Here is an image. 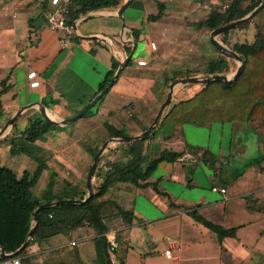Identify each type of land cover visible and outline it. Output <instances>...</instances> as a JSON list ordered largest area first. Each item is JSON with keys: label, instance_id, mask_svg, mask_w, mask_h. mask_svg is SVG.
Returning a JSON list of instances; mask_svg holds the SVG:
<instances>
[{"label": "crops", "instance_id": "1", "mask_svg": "<svg viewBox=\"0 0 264 264\" xmlns=\"http://www.w3.org/2000/svg\"><path fill=\"white\" fill-rule=\"evenodd\" d=\"M163 1L164 14L158 20L146 18L157 10L155 0H132L122 12L123 19L116 14L119 6L96 9L75 19L73 32L67 33L61 28H50L46 18V12L62 0H0V81L5 80L7 86L0 96V126L20 106L31 102L35 103L19 113L28 121L40 115L37 104H42L53 117L72 115L99 91V85L113 71V62L118 66L129 55L130 62L126 61L115 82L91 110L68 126L49 129L34 140L38 144L35 152L44 150L49 131L65 137L63 144L70 147L69 152H83L101 145L115 130L123 134L144 130L166 96V76L179 70L167 66L188 64L181 61L187 55L180 47H164V37L172 24L165 21L170 8L168 0ZM132 28L139 29L138 39L134 38ZM178 38L177 35L172 40ZM126 45L131 46L129 53ZM195 89L191 85L175 86L164 112ZM164 112L148 141L153 154L164 148L184 153L174 161H160L148 177L147 186L124 195L134 214L131 224L120 231L118 247L125 264H264V121L160 123ZM19 115L13 121L15 124L0 136L3 152L18 154L17 147L3 138L20 133ZM245 127L257 130L262 137L250 143L239 142L237 135ZM71 133L76 136V148L70 143ZM16 140L23 144L20 137ZM112 147L110 143L103 151L99 165ZM203 149L218 157L217 175L198 159ZM18 157L23 159L22 155ZM240 162L242 167L233 168V164ZM0 163L11 167L17 175L26 169L18 174L12 163ZM37 167L38 164L34 171ZM67 181L76 190L85 189V182L79 178ZM45 184L35 180L31 188L39 195ZM212 186L225 187L226 191L212 190ZM190 212L222 228H234L235 234L219 238L214 228L196 220ZM79 240L84 250L89 247L93 252L87 238ZM169 242L173 245L172 255L167 257L164 249Z\"/></svg>", "mask_w": 264, "mask_h": 264}, {"label": "trees", "instance_id": "2", "mask_svg": "<svg viewBox=\"0 0 264 264\" xmlns=\"http://www.w3.org/2000/svg\"><path fill=\"white\" fill-rule=\"evenodd\" d=\"M221 2L222 0H211L210 9L206 15L196 20L194 25L213 29L245 15L258 5L260 0H230L225 8L221 6ZM121 3L122 0H69L63 12L64 22L66 25L73 24L75 19L89 11L106 7L116 8ZM155 3L157 10L148 13L147 20H158L164 14L165 2L155 0ZM250 24L254 29L252 40L234 41L231 44L228 42L226 36L230 30ZM132 31L134 38L138 39L139 29L132 28ZM220 37L243 58L244 63L240 73L229 83H224L221 79L198 83L199 86L191 94L178 99L168 107L160 123L264 121V5L246 21L221 33ZM74 38L79 37L74 35ZM125 49L129 53L131 46L126 45ZM229 58L231 57L218 53L208 60L204 72H227L232 64ZM129 62L130 59L127 64ZM116 67L117 62H113V71L110 72L107 80L99 85V90L107 85ZM182 76H189L187 69L173 71L170 79L174 80ZM0 85L1 96L7 88L5 80H1ZM79 109L76 108L74 113ZM90 110L91 108L80 117L85 116ZM1 111L0 98V113ZM59 127L37 115L29 119L28 124L20 130L19 134L4 136L3 140L16 146L19 151L36 157L16 139L20 137L34 141L42 137L49 129ZM122 134L121 130L113 132V135ZM153 134L154 129L143 138L120 142L110 148V154L105 156L104 161L100 165L97 164L94 169L93 175L96 180L93 182L92 195L84 202L58 203L39 209L37 211L38 223L25 246L17 253L13 252L24 242L33 225L32 211L38 204L59 198H82L85 189L76 190L74 185L67 180H64L60 186H56V173L51 171L45 187L37 195L31 187L37 180L38 173L46 167L45 162L39 159L35 173L24 169L20 175H17L11 167L0 163V246L8 253L7 256L21 255V264H74L73 259L69 261L59 258L48 262L45 256L41 258V255L38 257L29 254L28 246L37 240L44 248L43 255L48 253L47 251L59 249L62 252L67 249L79 264H84L81 257L82 240L79 239L87 238L86 241L90 243L93 251V264H125L124 254L120 253L118 247L121 240L120 231L122 227L131 224L134 214L133 208L128 207L124 195L134 194L138 187L147 186L150 183L148 177L160 161H174L184 153V150L164 148L156 155L153 154L152 146L148 142ZM99 146L91 149L92 156ZM187 147L192 149L189 145ZM117 151L120 155L112 158L111 155ZM198 159L204 161L212 169L213 175H217L220 162L215 154L203 149ZM153 186L158 191L155 183ZM116 190H122L123 195H116ZM190 213L196 220L214 228L219 238L235 234L234 228H222L196 212ZM110 229L114 230V241L117 243V247L112 251L109 249L110 243L107 237ZM74 234L79 237L71 238L72 240L77 239L71 244L68 238L74 237ZM57 235L60 237L53 239ZM59 241L61 244L57 246ZM111 252L115 257L113 261L110 259ZM2 258L0 256V259Z\"/></svg>", "mask_w": 264, "mask_h": 264}, {"label": "rangeland", "instance_id": "3", "mask_svg": "<svg viewBox=\"0 0 264 264\" xmlns=\"http://www.w3.org/2000/svg\"><path fill=\"white\" fill-rule=\"evenodd\" d=\"M168 3H169L170 12L168 13V17H166L165 21L166 23L170 22L172 24V28L167 29L168 34L164 37L165 39L163 40L165 43L164 47L165 49L168 46H173L175 48L180 47L183 55L184 54L187 55V56H182L181 61L185 60L184 63H188V64H180V65L171 64V66H167V67L171 68L172 66H174V68H179V70L187 69V74L189 76L202 75L206 73L204 72L205 65L208 62V60L211 58V54L215 56L219 52L209 41V33L211 29H208L205 26L197 27L196 25H194V22L196 20L203 18L206 15L208 10L210 9L211 0H168ZM177 4H180L179 8H175ZM173 6H174V10L172 9ZM155 10H156V6H155ZM178 11L179 13L186 12V15L178 14L177 13ZM174 13L178 15L174 17V15H172ZM160 22L161 23L159 24V26L162 24V19ZM253 33H254V29L252 25L250 24L244 27H238V28L230 30L226 36V39L228 40L230 44L233 43L234 41H243V40L250 41L253 38ZM177 35L179 36L180 39L179 38L178 39L180 41L179 40L177 41V39L172 40ZM218 39L221 40L223 43H225L221 39L220 35H218ZM225 44L230 47V44H227V43ZM229 59L232 60V64L229 70L225 72L226 74L231 73L236 68V65H237L236 59L232 57ZM182 77H186V76H182ZM178 78H181V77H176L174 80ZM166 79L168 80L167 81L164 80V83L168 89L167 84H169L173 80L170 79V74L166 76ZM180 85H182V87H187L189 85L195 86V87L199 86L198 83H185V84H178L176 86L180 87ZM27 122H28V119L25 116L19 115L17 119V125H18L17 130L21 128L23 129L25 124H27ZM65 126H68V125H65ZM70 136L71 138H73V141H71L70 143L73 144L72 145L73 148H76L77 147V145H75L77 143L76 136L74 133H71ZM237 136L239 137V142L242 141L245 143H250L252 140L262 137V135L257 130L251 127H245L244 129H242L240 134H238ZM47 137H48V142H45V144L43 145L44 150L42 151L38 150L37 152H35V147H37L38 144L35 141H28L23 138H20V141L23 142L22 145L24 146V148L27 151H30L31 153L36 155V157H32L21 151H18V154L14 155V154H10L9 152H3L1 151L2 148H0V161L9 163V164L12 163L13 167L15 168V171L18 174H20L24 168H26L29 171H33V173H35L36 171L34 170L38 164V160L40 159L43 162H45L46 167L43 168L42 171L38 173L37 180H43L44 184L48 181L51 171H55L56 173L55 179H56L57 186H60L63 180H76L79 178L80 180H83L84 182V179L86 178L87 170L90 166L89 164H91L92 158H93V156L91 155V152L87 151L86 149L83 152H69L70 147L67 148L63 144L65 142L64 141L65 137L61 135L60 133L49 131L47 134ZM104 138L105 137H103V139ZM116 144L118 143H113V146H115ZM109 154L110 152H107L105 153V156ZM18 155H22L23 159H20ZM119 155H120V152L117 151L113 153L111 156L112 158H114ZM100 162H101V157L97 164H99ZM242 166H243V163L241 162L238 164H233V168H236V167L240 168ZM94 177L95 176L93 175L92 180H96ZM36 186L37 184L34 186V189H36ZM34 189H33V192H36V190ZM70 191H72V189ZM115 192H116V195H118L122 192V190L121 191L116 190ZM113 233H114V230L113 232L108 231L107 235L110 237L111 235H113ZM74 235H75L74 237L71 236L68 238L69 243L72 240L71 238L79 237V236H76V234ZM74 240L77 241V239H74ZM59 242L57 243V246L61 244V241ZM31 245H29L27 248L28 252H32ZM83 250L84 248L82 247V251ZM84 251H85V259H83L84 264H93V252L91 253V250L89 249V247L87 251L86 250ZM47 252L48 253L43 255L45 253L44 248L40 244L39 251H36L35 253L31 255L38 256V257L41 255L40 256L41 258L45 256L48 262H53L55 260H58L59 258H64L69 261L73 259L74 264L78 263L77 259L75 257H72L69 253V250L67 249L63 250L62 252L61 250L59 251V249L51 250ZM110 259L111 261L115 259L114 254L112 252H111Z\"/></svg>", "mask_w": 264, "mask_h": 264}, {"label": "water", "instance_id": "4", "mask_svg": "<svg viewBox=\"0 0 264 264\" xmlns=\"http://www.w3.org/2000/svg\"><path fill=\"white\" fill-rule=\"evenodd\" d=\"M131 1L132 0H124L119 5V7L116 9V14L118 17L123 19L122 12L125 9V7ZM263 5H264V0H260L258 5H256L253 9H251L245 15H243L237 19H234L230 22H227L225 24H222L220 26H217V27L211 29V31L209 33V41L218 50L219 53H221L227 57H232V58L237 60L236 68L231 73H229V74H226L223 72L204 73L202 75H192V76L181 77V78H178L176 80L171 81L168 85V90L166 92V96H165L164 100L161 102L157 113L155 114V116H154L153 120L150 122V124L144 130H142L138 134H122V135L110 136L101 143V145L99 146L97 151L94 153L93 158H92V162H91V164L87 170L86 178H85V191L86 192L82 198H74V197L59 198V199H55V200H51V201L42 202L35 207V209L32 211L33 225L30 227L24 242L13 253H17L20 249H22L25 246L28 238L31 236V233H32L34 227L38 223L37 211L39 209L50 206V205L58 204V203H68V202H79L80 203V202H84L88 197H90L92 195L93 172L97 166V163H98L101 155L103 154V151L108 147V145L110 143H120V142L133 141V140L143 138L146 135H148L150 133V131L153 129L154 125L159 120V118L161 117L165 108L169 105L170 100L172 98L173 89L176 85L185 84V83H205V82H208V81L214 80V79H221L224 83H229L233 79H235L242 69L244 60L235 50H233L231 47L227 46L225 43H223L221 40H219L218 35H220L224 31H226L227 29L234 27V26L238 25L239 23L249 19L256 11H258L260 8H262ZM122 25H124V22H122ZM131 43L134 44V41H132ZM128 58H129V55H127L123 61L119 62V64H118L116 70L114 71L112 77L108 81L107 86H105L104 88L99 90L93 96V98H91L88 102H86L77 112L73 113L72 115H69L66 117H61V118L51 117L46 113L45 108L42 104L36 103L41 117L43 119H45L46 121H48L54 125H57V126H63V125H66L68 123L73 122L76 118L80 117L88 109H90L94 105V103L105 93V91L107 90V87L112 84V82L117 77L121 68L126 63ZM33 103H35V102L24 104V105L20 106L17 110H15L13 113H11L10 116L6 119V121L0 127V136L3 135L7 131V129L11 126L14 119L19 115V113L24 108L33 105ZM7 255H8V253H6L4 248L2 246H0V256L5 257Z\"/></svg>", "mask_w": 264, "mask_h": 264}, {"label": "built area", "instance_id": "5", "mask_svg": "<svg viewBox=\"0 0 264 264\" xmlns=\"http://www.w3.org/2000/svg\"><path fill=\"white\" fill-rule=\"evenodd\" d=\"M69 0H62V2L60 3V5H58L57 7L48 10L46 12V18H47V24L50 28L52 29H57V28H61L63 30H65L67 33H72L73 32V24H69L66 25L64 22V18H63V12L66 8V5L68 3ZM230 0H222V4L221 6L223 8H225L226 6H228ZM65 44V42H63V45ZM212 190H219L220 192L224 193L226 191L225 187H217V186H212L211 187ZM111 232V231H110ZM109 243H110V247L109 249L112 251L115 247H117V243L114 241V237L113 235H111L110 237L107 235ZM75 240H71L70 243H74ZM170 245L164 249V254L167 257H170L172 255V244L171 242H169ZM31 249L32 251H39V247H40V242L39 241H34L32 242L31 245ZM21 255H10V256H6L3 257L2 259H0V264H21Z\"/></svg>", "mask_w": 264, "mask_h": 264}, {"label": "bare ground", "instance_id": "6", "mask_svg": "<svg viewBox=\"0 0 264 264\" xmlns=\"http://www.w3.org/2000/svg\"><path fill=\"white\" fill-rule=\"evenodd\" d=\"M49 116H51V117H53L54 115H51V114H49L48 112H46Z\"/></svg>", "mask_w": 264, "mask_h": 264}]
</instances>
